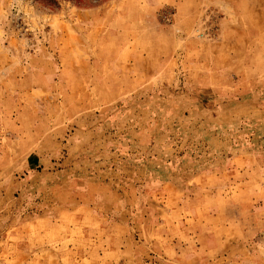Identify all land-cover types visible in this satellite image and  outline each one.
Masks as SVG:
<instances>
[{"label":"rangeland","instance_id":"rangeland-1","mask_svg":"<svg viewBox=\"0 0 264 264\" xmlns=\"http://www.w3.org/2000/svg\"><path fill=\"white\" fill-rule=\"evenodd\" d=\"M225 2L0 0V264H264V0Z\"/></svg>","mask_w":264,"mask_h":264},{"label":"trees","instance_id":"trees-1","mask_svg":"<svg viewBox=\"0 0 264 264\" xmlns=\"http://www.w3.org/2000/svg\"><path fill=\"white\" fill-rule=\"evenodd\" d=\"M35 159L33 158V157H28L27 158V163H28V166L30 167V168H33V161H34Z\"/></svg>","mask_w":264,"mask_h":264},{"label":"crops","instance_id":"crops-1","mask_svg":"<svg viewBox=\"0 0 264 264\" xmlns=\"http://www.w3.org/2000/svg\"><path fill=\"white\" fill-rule=\"evenodd\" d=\"M163 1H164V0H163ZM225 1H226V0H222V2L226 3ZM226 5L228 6V8H229L232 12H236V11H237V9H235V7H234V6H231L229 3L226 4Z\"/></svg>","mask_w":264,"mask_h":264}]
</instances>
